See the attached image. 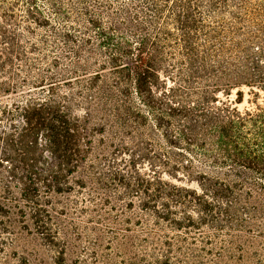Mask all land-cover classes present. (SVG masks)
I'll use <instances>...</instances> for the list:
<instances>
[{
    "label": "trees",
    "instance_id": "trees-1",
    "mask_svg": "<svg viewBox=\"0 0 264 264\" xmlns=\"http://www.w3.org/2000/svg\"><path fill=\"white\" fill-rule=\"evenodd\" d=\"M37 29L74 58L0 109V236L15 215L47 237L53 193L112 181L149 217L150 264H264V0H0V62ZM151 153L170 180L137 168Z\"/></svg>",
    "mask_w": 264,
    "mask_h": 264
},
{
    "label": "rangeland",
    "instance_id": "rangeland-1",
    "mask_svg": "<svg viewBox=\"0 0 264 264\" xmlns=\"http://www.w3.org/2000/svg\"><path fill=\"white\" fill-rule=\"evenodd\" d=\"M27 38L21 44V61L15 64L0 62V109H13L15 104H23L30 98H48L52 92L48 91L50 83L59 81L61 69L74 58L70 54L64 59L67 46L53 31L37 29ZM54 87L58 88V85ZM69 88L60 87L59 92ZM245 105L247 103L241 107ZM93 138L95 152L109 156L108 139L101 140L100 134ZM152 155L138 160L137 168L150 175H154L156 169L170 180L166 173L168 164L157 163L150 158ZM155 163L159 165L153 166ZM118 166L121 167V163ZM85 174L86 169L83 168L76 177ZM109 181L105 179V183ZM50 201L51 207L48 208L52 219L49 228L52 234L42 237L29 218L24 222L12 215L11 222L4 226L6 231L0 236V264L151 263L152 243L146 241L149 235L142 225L149 217L141 211L139 198L134 193L112 181L107 188L96 180L87 179L86 188L70 193H53ZM164 231L173 233L168 228ZM180 259L184 257L180 256Z\"/></svg>",
    "mask_w": 264,
    "mask_h": 264
}]
</instances>
